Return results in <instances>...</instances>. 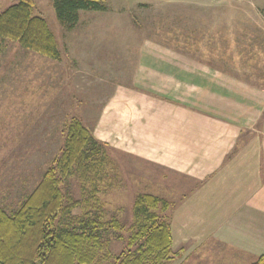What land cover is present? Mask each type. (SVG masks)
<instances>
[{"label":"rangeland","instance_id":"374dc122","mask_svg":"<svg viewBox=\"0 0 264 264\" xmlns=\"http://www.w3.org/2000/svg\"><path fill=\"white\" fill-rule=\"evenodd\" d=\"M15 1L0 0V12ZM34 1L33 12L47 19L62 59L0 39V181L4 187L0 194L4 199L16 197L24 174L30 194L59 157L68 125L74 118L81 119L100 141V155L107 153L112 159L103 165L98 196L104 220L117 218L125 224L120 231L101 230L112 253L119 254L132 230L135 197L148 192L169 199L173 206L187 193L188 180L154 163L147 154L137 157L116 140L113 144L101 139L95 129L107 100L134 84L146 39L197 54L253 82L249 84L256 94L264 86V0H106L103 10H80L79 21L71 29L58 18L56 0ZM126 106L120 112L128 113ZM261 115L258 112L246 134L260 132ZM61 186L74 198L87 197L75 176ZM19 200L5 204L3 200L0 205L12 212L21 205ZM79 213L81 207H76L73 214ZM120 234L122 238L117 237Z\"/></svg>","mask_w":264,"mask_h":264},{"label":"crops","instance_id":"0c3cea01","mask_svg":"<svg viewBox=\"0 0 264 264\" xmlns=\"http://www.w3.org/2000/svg\"><path fill=\"white\" fill-rule=\"evenodd\" d=\"M140 52L134 84L107 100L95 132L187 178L170 213L172 264L254 263L264 254V86L253 94V82L156 40ZM258 112L260 132L246 134ZM23 176L0 202L22 204Z\"/></svg>","mask_w":264,"mask_h":264},{"label":"trees","instance_id":"16d2710c","mask_svg":"<svg viewBox=\"0 0 264 264\" xmlns=\"http://www.w3.org/2000/svg\"><path fill=\"white\" fill-rule=\"evenodd\" d=\"M34 4L16 0L0 12V39L61 60L57 37L47 19L33 12ZM55 5L58 18L71 29L80 10H103L106 0H56ZM99 143L93 131L74 118L59 157L19 208L7 212L0 205V264H172L178 256L172 247V202L148 192L134 199L126 249L112 253L101 230L120 231L125 224L103 218L98 191L103 165L111 158L100 155ZM71 176L77 177L86 198L64 193L61 184ZM76 207L81 213L73 214ZM252 264H264V254Z\"/></svg>","mask_w":264,"mask_h":264}]
</instances>
